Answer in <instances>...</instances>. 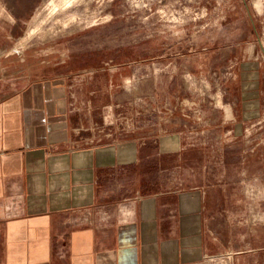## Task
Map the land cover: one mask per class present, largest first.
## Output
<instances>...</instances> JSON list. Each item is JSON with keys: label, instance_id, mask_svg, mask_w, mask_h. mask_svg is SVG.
I'll return each instance as SVG.
<instances>
[{"label": "rangeland", "instance_id": "rangeland-1", "mask_svg": "<svg viewBox=\"0 0 264 264\" xmlns=\"http://www.w3.org/2000/svg\"><path fill=\"white\" fill-rule=\"evenodd\" d=\"M51 1L0 0V70L86 63L70 80L93 121L90 139L181 133L226 195L208 219L222 244L215 264H264V0H75L52 11ZM243 59L262 67V106L234 137Z\"/></svg>", "mask_w": 264, "mask_h": 264}, {"label": "crops", "instance_id": "crops-1", "mask_svg": "<svg viewBox=\"0 0 264 264\" xmlns=\"http://www.w3.org/2000/svg\"><path fill=\"white\" fill-rule=\"evenodd\" d=\"M78 59L0 70V264H215L208 219L226 195L202 151L177 132L93 142ZM235 73L238 137L260 116L263 70L243 59Z\"/></svg>", "mask_w": 264, "mask_h": 264}, {"label": "bare ground", "instance_id": "bare-ground-1", "mask_svg": "<svg viewBox=\"0 0 264 264\" xmlns=\"http://www.w3.org/2000/svg\"><path fill=\"white\" fill-rule=\"evenodd\" d=\"M73 1H75V0H52L51 1V11L53 10V9H55L57 6H66L67 4H70L71 2H73ZM81 2V1H80ZM47 8H48V6H47ZM59 8V7H58ZM49 11V10H48ZM50 12V11H49ZM52 13V12H51ZM48 14V13H47ZM39 15V14H38ZM47 15L45 14V15H39L38 17H37V19H36V23H38V22H41L45 17H46ZM56 16V15H55ZM59 16V15H58ZM60 17V16H59ZM59 17H56V18H59ZM64 20V19H63ZM59 22H61V21H59ZM66 22V21H65ZM65 22H62V24H65ZM36 23H35V25H36ZM42 23V22H41ZM75 25V24H74ZM53 32V30L52 29H50L49 31H47V34H53L52 33ZM46 37V36H45ZM48 37H49V35H48ZM51 37V36H50Z\"/></svg>", "mask_w": 264, "mask_h": 264}]
</instances>
